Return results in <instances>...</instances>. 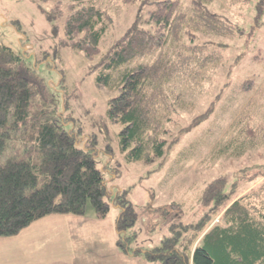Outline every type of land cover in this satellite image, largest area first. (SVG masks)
Returning <instances> with one entry per match:
<instances>
[{"label": "rangeland", "instance_id": "rangeland-1", "mask_svg": "<svg viewBox=\"0 0 264 264\" xmlns=\"http://www.w3.org/2000/svg\"><path fill=\"white\" fill-rule=\"evenodd\" d=\"M57 1L0 0V41L16 53L23 52L32 67L37 64L36 73L49 86L59 111L65 101L66 113L72 117L66 128H75L86 139L83 143L99 150L96 165L106 170L108 186L115 191L128 190L139 213L128 232L136 234L131 250L157 247L169 235L170 224L196 220L204 210L199 203L202 191L215 178L245 168L251 169L248 176L255 170L262 172L264 0H181L182 12L188 16L182 40L177 45L171 42L167 50L159 49V53L169 52L177 65L166 89L179 97L177 109L168 115L174 122L170 123L172 136H179V141L163 156L148 152L137 161L129 159L130 148L124 149L120 141L123 125L112 122L108 115L109 100L119 90L99 86L101 68H93L108 57L134 22L143 25L158 0H92L105 11L107 19L98 48L90 55L68 42L64 18L49 19L48 12ZM67 3L62 0L61 4L66 7ZM188 29L190 33H186ZM152 60L144 56L123 69L137 61ZM249 79L255 83L245 89ZM213 100L211 115L191 131L179 134L178 130L189 126ZM174 101L167 104L171 106ZM14 153L13 147L8 149L1 163ZM244 182L248 187L245 192L264 187V177ZM95 212L89 200L85 214ZM119 212L118 207L111 206L107 214L110 225L115 224ZM221 222L220 216L214 220ZM98 252L96 246L97 254L90 264H136V260L137 264H161L147 262L144 255L128 254L127 260L123 251L118 259L114 248Z\"/></svg>", "mask_w": 264, "mask_h": 264}, {"label": "trees", "instance_id": "trees-1", "mask_svg": "<svg viewBox=\"0 0 264 264\" xmlns=\"http://www.w3.org/2000/svg\"><path fill=\"white\" fill-rule=\"evenodd\" d=\"M61 3L49 10V19L64 18L68 42L92 54L101 39L105 11L92 0H68L66 7ZM187 17L181 0H158L143 25L134 22L108 57L93 68H101L99 86L119 90L109 100L108 115L123 125L120 141L124 149L130 148V160H141L148 152L163 156L179 141V136H172L174 122L168 116L177 109L179 97L166 89L177 65L169 52L159 49L167 50L171 42L180 44ZM144 56L153 60L123 69ZM26 58L0 41V237L16 235L50 214L84 215L90 200L101 218L111 206L120 209L115 222L117 244L127 255H144L147 262L161 264H264V187L245 192L244 182L264 177V168L252 176L245 168L215 178L202 191L199 203L204 210L196 220L170 224L169 235L157 247L131 250L136 234L128 232L139 213L128 190L108 186L106 170L96 165L99 150L83 143L86 139L78 130L66 128L72 117L66 113L65 101L59 111L49 86L36 73L37 64L32 67ZM254 83L247 80L245 89ZM39 99L43 103H37ZM214 105L215 100L179 134L207 119ZM12 147L15 153L1 163ZM218 216L222 222L214 223Z\"/></svg>", "mask_w": 264, "mask_h": 264}, {"label": "crops", "instance_id": "crops-1", "mask_svg": "<svg viewBox=\"0 0 264 264\" xmlns=\"http://www.w3.org/2000/svg\"><path fill=\"white\" fill-rule=\"evenodd\" d=\"M107 216L47 215L16 235L0 237V264H90L96 246L99 254L114 248L119 259L115 224L110 225Z\"/></svg>", "mask_w": 264, "mask_h": 264}]
</instances>
